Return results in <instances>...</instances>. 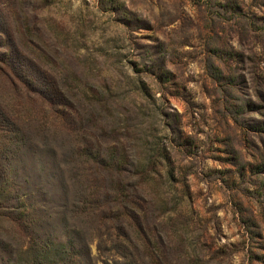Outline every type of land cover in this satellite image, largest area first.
<instances>
[{
	"label": "rangeland",
	"instance_id": "1",
	"mask_svg": "<svg viewBox=\"0 0 264 264\" xmlns=\"http://www.w3.org/2000/svg\"><path fill=\"white\" fill-rule=\"evenodd\" d=\"M0 264H264V0H0Z\"/></svg>",
	"mask_w": 264,
	"mask_h": 264
},
{
	"label": "trees",
	"instance_id": "2",
	"mask_svg": "<svg viewBox=\"0 0 264 264\" xmlns=\"http://www.w3.org/2000/svg\"><path fill=\"white\" fill-rule=\"evenodd\" d=\"M15 213H9V216H10V219L14 216ZM19 220L18 221H14L17 225H22L24 224L26 221H25V213H19ZM24 220V221H22Z\"/></svg>",
	"mask_w": 264,
	"mask_h": 264
}]
</instances>
